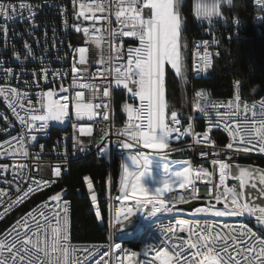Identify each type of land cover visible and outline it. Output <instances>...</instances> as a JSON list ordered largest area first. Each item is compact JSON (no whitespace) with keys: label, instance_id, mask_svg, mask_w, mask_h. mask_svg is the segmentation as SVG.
<instances>
[{"label":"snow or ice","instance_id":"6c2138e0","mask_svg":"<svg viewBox=\"0 0 264 264\" xmlns=\"http://www.w3.org/2000/svg\"><path fill=\"white\" fill-rule=\"evenodd\" d=\"M232 2L233 0H226L228 5ZM181 3L182 0H91L90 4L80 3L79 17L92 21V23L89 26L74 25L77 32L83 33L85 46L76 47L69 44L73 57L70 68L71 84L65 87L61 82L58 92L55 87L48 91H43V89L37 91L35 104L29 98L27 91L22 92L17 87L11 86L0 87V97L4 98L21 125L27 129L24 134L19 137L13 136L11 140L4 142V146H0L3 148L0 151V157L8 156L16 159L19 154L20 157L27 158L29 152L25 147V136L29 137V142L36 141L35 133L47 134L45 130L49 127V122L64 124L69 118V102H71L76 120H94L100 115L103 120L107 121L109 104L104 103V98L111 97L113 85L116 88L126 89L133 98H138L140 101L138 107L127 103L123 105L128 115V122L123 129L117 131V135L125 136L128 141L132 142L124 143L125 149L135 145L150 149H165L173 133L192 134L195 138L196 133L193 132L191 123L183 131L175 127L181 121L178 119V112L174 105L166 99V75H170L166 73V65L170 66L176 77L187 82V45L183 43L184 21L180 12ZM222 3L224 0H198L196 16L201 20H207L211 25L213 18L221 15ZM256 3L264 6V0H256ZM20 7L31 10L30 5ZM15 11L12 5L6 7L0 4V16L5 19H11ZM98 12H107L108 15L98 17L96 15ZM86 13H91V15H86ZM113 13L118 25L116 28L112 27L110 20ZM34 15L32 13L29 19H32ZM101 20L105 21L104 25L100 24ZM67 26L68 22L65 19V27ZM33 27L36 25L33 24ZM125 37L138 40L139 45L137 47L129 45L125 48L123 39ZM207 43V41L204 42L205 45ZM89 45H94L99 51H93V55L90 56ZM24 47L27 49L26 59L27 56H32L33 52L27 43ZM14 55L15 59L22 64L20 54L14 52ZM195 55L199 61L194 60L193 66L199 74L206 71L212 61L207 48L203 53L197 51ZM33 58L35 59L34 56ZM2 64L3 62L0 61V68ZM92 64L102 65L103 69L90 73L89 67ZM2 70L6 78H12L13 73L10 68ZM42 71L45 83H52L57 77L69 75V71H53L50 80L49 69L42 65ZM32 75L36 77L37 72L33 70ZM108 76H111V81L107 80ZM98 77H102L100 83L95 82ZM24 83L29 85L30 82L24 81ZM104 84L107 86L102 87ZM82 89L88 90L87 97ZM195 97L198 98L195 102L196 109L208 118L209 131L212 128H221L230 136L231 142L227 145L228 148L235 147L238 152L258 151L264 154V99L248 103L241 95L239 82H237V90L233 99L228 102L211 101L208 99V94L201 91H196ZM101 108L104 109L103 112L99 111ZM221 108L225 111L221 112ZM169 113L171 123L168 120ZM189 119L192 117L190 116ZM73 127L75 128L76 125L74 124ZM78 131L81 136H91L93 133L91 126H81ZM209 131L203 133L206 140H208ZM106 137L105 133L101 137V142ZM73 140L77 144L80 143L75 136ZM209 143L213 141L209 140ZM40 148L43 151L44 145ZM101 151L107 152L108 149ZM202 155L208 154L202 153ZM213 155L218 157L212 159L211 163L214 166L218 165L219 186H224L223 191H220L218 187L211 197L215 200V204L210 203L206 208H196L194 215L223 217L247 214L255 216L257 223L264 225V206L257 205L253 199L257 196H264V187L257 189V184L254 182L258 177L260 185L264 186V170H253L250 167L239 165L233 167L219 159L220 152L214 150ZM224 155L230 156L229 153ZM128 158L132 165L138 164L139 160H143L144 165L149 167L152 163L144 153L130 155ZM36 159L40 160L39 154H36ZM183 163L187 166L183 167L182 171L175 172L170 171L167 162L163 163V170L168 173L170 179L165 180L163 186L157 187L153 191L151 200L147 201L152 203L148 217H153L158 212L172 211L171 207H166L163 201H159V197L172 190V184H178L180 188L187 189L190 183L188 177L191 165L187 161ZM36 167L40 172L39 179L28 177L27 164L19 163L12 168L13 179L5 182L15 183L19 195L15 198L8 197L5 200L4 197L8 196V193L0 189V206H3V211H0V220H3L13 208L29 199L30 194L55 183L54 180L45 178L44 164L39 163ZM0 168H2L0 175L8 171L7 165H2ZM147 170L146 167L144 171H130L127 165H123L125 177L121 181V194L117 196V200L135 201V211H139L144 206V202L137 198L138 194L149 192L141 183ZM53 171L56 177L61 176L59 165ZM196 171L198 173L196 178H208V183L212 184L211 173L204 168ZM228 178L237 180L238 185L225 186ZM85 179L88 178L85 177ZM29 180L27 189L21 190V185ZM87 187L91 190L92 183L88 182ZM246 187L257 189V191L245 192ZM195 191L193 188L192 193L187 196L180 195L179 199L184 202L195 199ZM50 199L57 203L50 206L48 202H44L19 217L3 236H0V264H79L76 256L78 249L69 242L68 202L63 201L64 206L61 207L60 194L53 195ZM91 199L95 203L97 197L92 195ZM221 201H224V207L217 208L216 204ZM168 202L174 204L175 200L169 198ZM125 212L127 213L125 219L135 214L132 207L122 205L116 214L117 223L121 222L120 216ZM177 224L181 227L174 229L169 226L166 229L172 235L161 242L163 250H156L153 264L155 261H159V264H264V239H260L243 224L221 226L214 221L200 223L183 219L177 221ZM185 227L189 232L188 240L183 243L171 242L176 231H184ZM185 246L195 249L191 257L184 255ZM115 248L120 249L121 245L115 244ZM83 251L87 252L85 259L95 255V250L90 251L85 248ZM148 254V252L144 253L145 256ZM136 256V252H131L126 254L123 260H127V264H134ZM123 260L120 264H123ZM96 264H100V261L97 260ZM105 264H109V261H105Z\"/></svg>","mask_w":264,"mask_h":264},{"label":"built area","instance_id":"2783aa9c","mask_svg":"<svg viewBox=\"0 0 264 264\" xmlns=\"http://www.w3.org/2000/svg\"><path fill=\"white\" fill-rule=\"evenodd\" d=\"M91 3V0H0V4L12 5L15 7V15L11 19H5L0 16V61L3 62L2 68H0V87L11 86L17 87L22 92L27 91L29 98L35 104L37 97L35 93L43 89L48 91L55 87L56 91H59V85L63 82L64 86L67 87L72 82V74L70 68L73 63L72 50L69 48V44L79 47L85 46L82 32H77L74 25L81 24L82 26H89L92 21L85 20L83 17H79L80 3ZM233 3V2H232ZM21 5H30L31 10L28 8H21ZM198 0H191V13L190 18L192 22L198 25L196 34L189 40L188 51H189V62L190 71L189 77L192 82L200 81L204 78L206 72L211 69L214 65L215 58L218 57V49L221 42H231L234 38L244 37L245 30L247 29V23L238 15L226 19L223 10H228L232 7L226 3L221 5V15L213 18V23L210 25L207 20H201L196 16ZM264 6L258 5L256 0L251 2L252 21L255 25H260L263 19L262 10ZM34 13L32 19L29 16ZM11 15V12H10ZM91 15V13H86ZM98 17L108 15V13H96ZM65 19L68 22V26L65 27ZM112 27H118L116 23V17L114 13L110 16ZM33 24L36 27H33ZM101 25L105 24V21H100ZM259 32V30H258ZM125 42V48L127 46L137 47L139 45L138 40L132 38H123ZM207 41V45L204 42ZM27 43L31 46L33 55L25 56L27 49L24 45ZM90 53L93 55V51H99L95 49L94 45H89ZM207 48L210 53V59L212 61L211 66L204 72L199 74L194 70L193 62L199 61L195 53L197 51L203 53L204 49ZM14 52L20 54L23 63L15 59ZM35 57V59L33 58ZM97 59L99 57H96ZM43 67L49 69V79L51 80V72L53 71H69L67 77H57L52 83H45L43 79ZM11 69L13 76L11 79L6 78L2 69ZM97 69H103L102 65L92 64L89 67L90 73H95ZM37 72V76L33 77L32 71ZM102 77L95 79L96 83H100ZM111 76L107 77L108 81H111ZM24 81H29V85H26ZM237 80L233 82L232 94L226 98H213L204 89L191 88L190 93V110L185 117H178L181 121L179 125H175L183 131L188 127V124L193 125V132L196 133L195 138L192 134L180 135V133H173L172 138L169 141L168 147L165 150H150L142 148L140 145H135L132 148L125 149L124 143H132L128 141L127 137L117 135V131L124 128L128 122V115L124 111L123 105L125 103L131 104L134 107H138L140 101L138 98H133L126 89L122 87L116 88L113 85L112 95L110 98H104V103L109 104L107 121L103 120L102 116L98 115L94 120H76L74 116V110L71 102H69V118L67 123L59 124L58 122H49V127L45 130V133H35L37 135L36 141L29 142V137L25 136V147L27 148L29 155L27 158H22L17 154L16 159L12 157L4 156L0 157V166L7 165L8 171L0 175V189L6 191L8 196L4 197L5 200L8 197L15 198L19 195L16 190V184H9L5 181H12L13 174L12 168L19 163L28 165L27 174L30 178H40L39 169L36 167L37 164L42 163L45 165V178L54 180L55 183L51 184L50 187L44 188L41 191L30 194V198L27 199L23 204L13 208L3 220H0V236L12 226L15 221L25 215L27 212L44 202L54 205L57 202L50 199L51 196L60 194L61 195V207H63V201H67L68 207V235L69 242L71 245L76 246L78 251L76 256L79 260V264H96L99 260L100 264H105V261H109V264H120L126 254L136 252L137 256L134 258V264H153L156 250H163L161 242L166 237L172 234L168 233L166 229L171 226L174 229H178L179 226L177 221L183 219L189 222H200L210 221L204 218L203 214H196V208H206L209 204H215V200L212 199V195L219 187L220 191H223L224 186H219V169L218 165H212L211 160L217 159V156L213 155V151L221 153L219 159L231 165H244L240 164L239 160L241 157L249 156H263L264 154L258 151L238 152L235 147L228 148L227 145L231 142V138L227 132L221 128H212L209 131L208 118L200 113L196 107L195 102L198 98L195 97L196 91L206 92L208 99L214 102H228L233 99L237 90ZM39 85V87H37ZM107 86V84L102 85ZM88 96V90L82 89ZM240 90V83H239ZM241 92V91H240ZM63 95V93H61ZM264 99V92L257 98L252 100L245 99L248 103L259 102ZM99 102V101H96ZM26 103V101H25ZM99 111L103 112L101 108ZM221 112L225 109L221 108ZM192 119H189V117ZM215 119V117H213ZM171 123L170 118H168ZM76 125L74 128L73 125ZM91 126L93 133L91 136H81L79 134V127ZM0 146H4V142L11 140L13 136L19 137L24 134L27 129L21 125L20 121L14 115L13 111L8 107L3 97H0ZM205 131H209L208 140L203 136ZM107 134L106 139L101 142V137ZM77 137L80 143H75L73 137ZM222 138L224 144H218L217 139ZM212 140L213 143H209ZM200 141V143H197ZM99 144V147H97ZM44 145L43 151L40 146ZM107 148V152H102V149ZM3 148L0 147V151ZM142 152L148 156L168 159L171 157L173 160H180L182 162L187 161L191 165L189 170V181L187 192H174L169 196L159 197V201H163L166 207L172 208V215H163V212L156 213L153 217H148V213L152 208V203H148V199H139L144 202V206L135 211L136 204L133 200L120 201L117 200V196L121 194V177L123 173V165L125 159L130 155H138ZM207 153L208 155H202ZM229 153V155H224ZM36 154H39L40 160L36 159ZM77 156H86V159L94 158L95 160H101V158H108L107 177L105 179L104 186L100 183L94 184L89 175L82 177L84 183V197L88 203L87 212L93 214L99 225L104 227L106 234L103 241L97 242H77L71 238V202L66 196V191H57L50 197L38 199L37 201L29 204L37 195L53 189L56 186V182H62V177H67L69 172V166L72 163L77 162ZM118 164V176L114 178V165ZM59 165L61 168V176L56 177L54 175V168ZM204 168L211 173L212 184L208 183V178L199 179L197 169ZM2 171V168H0ZM85 177L88 179L86 180ZM29 181H26L21 185V190L27 189ZM88 182H91L93 187L90 190L87 187ZM225 186L233 187L234 185L228 178L225 182ZM195 188V199H190L186 202L179 199L180 195L187 196L192 193ZM211 189V191H210ZM81 194V191H78ZM92 195L97 197L96 202H92ZM169 198L175 200L174 204H170ZM157 201V203H159ZM194 201H202L203 205L196 207L192 210H186L182 207ZM29 204V205H27ZM132 207L135 214L125 219L127 213H122L120 216V223L116 222V214L120 211L121 206ZM217 208L224 207V201L216 204ZM0 211H3V206H0ZM19 211V212H18ZM18 212V213H17ZM99 212V215H97ZM134 220V225L131 229L122 230L120 228L124 223ZM219 225H234L239 226L241 223L238 221V216H228V221H214ZM52 223H55L53 219ZM141 223H148V232L145 234H136V226ZM247 228L251 229L260 239H264V225L258 224L255 216H253V224H243ZM226 231V229H222ZM189 232L185 227L184 231H176L175 235L172 236L171 242L183 243L188 240ZM194 239V237H193ZM115 244L121 245L120 249L115 248ZM87 248L92 251L95 250V255L89 259H85L87 252L83 249ZM195 249H190L185 246V253L191 257L192 252ZM145 252L149 254L144 255ZM103 258L101 259V256ZM118 257L120 259H118ZM123 264H127V260H123ZM155 264H159V261H155Z\"/></svg>","mask_w":264,"mask_h":264},{"label":"trees","instance_id":"16d2710c","mask_svg":"<svg viewBox=\"0 0 264 264\" xmlns=\"http://www.w3.org/2000/svg\"><path fill=\"white\" fill-rule=\"evenodd\" d=\"M180 12L184 21L183 43L187 45V82L176 77L174 72L166 66V73H170L166 75V99L174 105L178 117H185L189 113L192 87L206 90L213 98H226L232 94L233 82L237 80L244 99L252 100L259 97L264 92V8L260 25H255L252 21L251 2L233 0L232 7L223 10L226 19L238 15L247 23L246 35L234 38L229 43L221 42L218 49L219 55L215 58L213 67L206 72L202 80L196 82H192L189 77L188 44L198 29V25L190 18L191 0H182ZM217 143L224 144V140L217 139ZM239 163L264 170V159L262 158L241 157ZM113 172L114 178L117 179V163L114 165ZM85 175H89L94 184L100 183L103 187L107 177L104 162L89 158L72 163L69 166L68 176L62 182H58L53 189L37 195L29 204L38 199L50 197L57 191L65 190L71 202L72 240L77 242L103 241L106 236L104 227L99 225L93 214L87 212L88 203L84 197L82 180Z\"/></svg>","mask_w":264,"mask_h":264},{"label":"rangeland","instance_id":"374dc122","mask_svg":"<svg viewBox=\"0 0 264 264\" xmlns=\"http://www.w3.org/2000/svg\"><path fill=\"white\" fill-rule=\"evenodd\" d=\"M245 1L253 2L254 0H245ZM166 66L170 68V66H168V65H166ZM169 118H170V114H169ZM67 121H68V119L65 120L63 126L67 123ZM140 146L142 148H145L142 145H140ZM145 149H150V148H145ZM165 149H150V150H156V151H158V150H165ZM139 153H142V152H139ZM148 157L152 161L150 167L149 166H145L143 160H139V163L136 164V165H132V163H131V161H130L129 158L125 159V162H124V165H127L129 167L130 171L131 170L144 171L146 167L148 169L147 172H146V175L144 177H142L141 183H142V185L145 188H147L149 190V192L147 194H138V197H137L138 199H148V198H152V196L154 194L153 191L157 187L163 186L162 184H163V182L165 180L170 179V177L168 176V173H166L163 170V163L164 162H167L169 164V169H170L171 172L182 171L183 170V167L187 166L182 161H180V160H173V159H171V157H168V159L157 158V157H152V156H148ZM124 177H125V174H124V171H123L122 177H121V181H122V179H124ZM230 182L234 186L238 185V183H239L237 180H235L233 178H230ZM254 182L257 184V189L260 188V187H264V186L260 185L258 177L254 180ZM179 189H182V188H180L178 184H172V190L175 191V190H179ZM257 189H251V188L246 187L244 189V191L245 192H249V191L256 192ZM166 193H168V192H166ZM245 199H247V197H245ZM253 199L255 200V203L257 205L264 206V196H257V197H254ZM216 218L228 219V216L216 217Z\"/></svg>","mask_w":264,"mask_h":264},{"label":"bare ground","instance_id":"6f19581e","mask_svg":"<svg viewBox=\"0 0 264 264\" xmlns=\"http://www.w3.org/2000/svg\"><path fill=\"white\" fill-rule=\"evenodd\" d=\"M250 158H262L263 156H249ZM86 156H77V162L78 161H82L85 160ZM99 161H103L105 166H108V158H101V160ZM254 170V169H253ZM65 177H62V180ZM58 182H56L57 184ZM174 192H187V189L182 188L179 190H175ZM169 194H172V191L166 193L164 196H169ZM163 215H172V211L170 212H163ZM204 218L209 219L210 221H228V219H222V218H216L214 216H206L204 215ZM238 221L241 224H253V216H248L247 214L243 215V216H238ZM148 232V223H141L139 224V226H136V234H145Z\"/></svg>","mask_w":264,"mask_h":264},{"label":"water","instance_id":"95a60500","mask_svg":"<svg viewBox=\"0 0 264 264\" xmlns=\"http://www.w3.org/2000/svg\"><path fill=\"white\" fill-rule=\"evenodd\" d=\"M232 166L235 167L237 165H232ZM239 166H245V167H250L251 169H254V170H260L257 167H253V166H249V165H239ZM202 205H203L202 201H194V202H191L189 204L184 205L182 208L186 209V210H192V209L199 207V206H202ZM133 225H134V220H130V221L124 223L123 225H121L120 228L122 230H128V229H131L133 227Z\"/></svg>","mask_w":264,"mask_h":264}]
</instances>
